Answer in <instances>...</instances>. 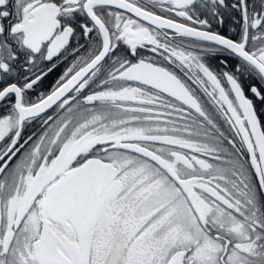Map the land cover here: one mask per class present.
I'll return each mask as SVG.
<instances>
[{"label":"snow or ice","instance_id":"1","mask_svg":"<svg viewBox=\"0 0 264 264\" xmlns=\"http://www.w3.org/2000/svg\"><path fill=\"white\" fill-rule=\"evenodd\" d=\"M0 264H264V0H0Z\"/></svg>","mask_w":264,"mask_h":264},{"label":"flooded vegetation","instance_id":"2","mask_svg":"<svg viewBox=\"0 0 264 264\" xmlns=\"http://www.w3.org/2000/svg\"><path fill=\"white\" fill-rule=\"evenodd\" d=\"M223 31H227V26H225V28L224 29H222Z\"/></svg>","mask_w":264,"mask_h":264}]
</instances>
